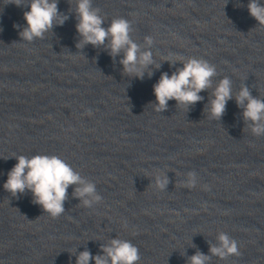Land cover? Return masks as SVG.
Here are the masks:
<instances>
[{"label": "clouds", "instance_id": "1", "mask_svg": "<svg viewBox=\"0 0 264 264\" xmlns=\"http://www.w3.org/2000/svg\"><path fill=\"white\" fill-rule=\"evenodd\" d=\"M16 6L27 5L29 10L23 13L27 26L19 32L21 40L28 42L36 38L43 39L53 25H63L68 16L58 10V0H8L7 4ZM247 9L260 26H264V4L260 0H249ZM77 19L76 30L81 40L77 48L86 44L94 47L105 45L113 58L123 52L120 63L124 72L143 79L144 71L149 65L155 64L153 52V38L146 36V48L131 38V24L124 18L111 20L105 28L102 25L105 19L100 15V9L93 7V0H76L74 9ZM14 27H19L14 25ZM170 64L177 63L166 59ZM183 66L169 75L161 74L153 91L156 98L155 110L164 112L168 108V101L175 100L177 106L189 108L203 100L202 91L212 89L211 98L206 109L213 119L219 120L224 114L227 101L233 98L232 81L228 77L219 80L213 87V78L217 75L216 68L209 62L195 57L181 58ZM159 67V64H156ZM152 75L151 72L148 73ZM238 107L243 108V117L256 136L264 135V99L252 96L247 86H242L235 96ZM17 163L7 173L4 189L14 197L30 191L33 203L39 204L44 212L53 218L64 213V202L67 199V190L75 185L74 195L81 200L85 207H92L102 200L97 192L96 185L81 176L77 171L58 156L34 155L31 158L24 155L14 157ZM197 177L195 172L187 174L185 187H195ZM169 183L166 174L155 177V186L165 190ZM38 218V217H37ZM102 254L93 256L90 251L84 250L76 257V264H137L140 260L138 248L130 241L120 238L112 239L108 244L101 246ZM211 255L197 251L189 258V264H209L212 256L227 259L230 256H239L241 253L238 243L227 233L221 232L217 236V243L210 245Z\"/></svg>", "mask_w": 264, "mask_h": 264}]
</instances>
